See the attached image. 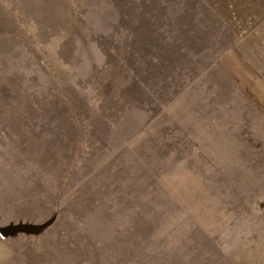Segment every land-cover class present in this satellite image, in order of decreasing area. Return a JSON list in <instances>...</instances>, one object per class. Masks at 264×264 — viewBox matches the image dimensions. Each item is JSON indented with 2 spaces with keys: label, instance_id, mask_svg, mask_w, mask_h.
<instances>
[{
  "label": "rangeland",
  "instance_id": "374dc122",
  "mask_svg": "<svg viewBox=\"0 0 264 264\" xmlns=\"http://www.w3.org/2000/svg\"><path fill=\"white\" fill-rule=\"evenodd\" d=\"M241 1L0 0V227H26L0 264H264V0ZM224 13L254 22L226 58ZM141 19L196 57L147 84Z\"/></svg>",
  "mask_w": 264,
  "mask_h": 264
},
{
  "label": "crops",
  "instance_id": "0c3cea01",
  "mask_svg": "<svg viewBox=\"0 0 264 264\" xmlns=\"http://www.w3.org/2000/svg\"><path fill=\"white\" fill-rule=\"evenodd\" d=\"M250 1L251 0L241 1L246 10H250L249 8L250 5L251 4L253 5L254 3ZM223 15L226 18V20H224V27H223L224 28V39H223L224 40V51L223 52H224V58H226L228 56V53L235 50L236 48V46H234L235 38L236 37L238 38L240 35L241 37H244L246 33L244 26H246L248 28V31L251 32L254 28V22H251V20L247 21L245 20V17H243L244 21H242L241 24L239 23L237 26L233 27L229 25L227 15H225V13ZM237 15H239V13ZM140 21L142 23L141 25L145 26V22L147 20L141 19ZM152 21H157V22L154 23V22L147 21L146 25L161 29L163 25L159 24V22L166 21V23L167 22L174 23V24H171L170 27H174V26L179 27V25L177 24V21H178L177 19L175 20L174 19L173 20H167V19L166 20H152ZM245 21H247V24ZM256 24L259 25L260 24L259 21ZM157 31L159 32L158 35L153 34V35L138 36L140 39L139 41L137 40L134 41L131 38L132 42L141 43L139 48L136 47V50H133L134 47L131 45L128 47L130 48L131 51L133 50L132 53H134V55H132L133 57H132V63H131L130 68L134 69V71L136 72V75L146 76L149 82L147 84L156 82L158 78H160L158 75L164 74L163 72L169 73L167 69L169 67L173 69V67L176 66V61H179L181 58L180 53H182V44H184L183 46L184 54L187 53L188 57H191V54H192V58H195L197 54L196 46L193 44L191 47V43H196L195 39H193L191 36L175 34L173 33V31L172 33L168 34L166 31L162 29L161 31L159 30ZM160 32H162L163 34H161ZM125 51L127 52V49ZM221 57L223 56L221 55ZM127 65H128V62L126 61V66ZM148 88L151 89L150 87Z\"/></svg>",
  "mask_w": 264,
  "mask_h": 264
},
{
  "label": "water",
  "instance_id": "95a60500",
  "mask_svg": "<svg viewBox=\"0 0 264 264\" xmlns=\"http://www.w3.org/2000/svg\"><path fill=\"white\" fill-rule=\"evenodd\" d=\"M23 229H26V227H24V226H9L7 228L0 227V231L3 233H8V232L17 231V230H23Z\"/></svg>",
  "mask_w": 264,
  "mask_h": 264
}]
</instances>
